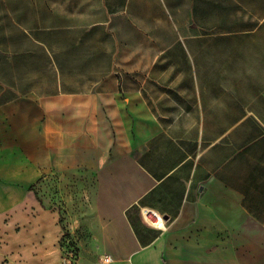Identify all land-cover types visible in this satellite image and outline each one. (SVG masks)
I'll return each mask as SVG.
<instances>
[{
	"label": "crops",
	"instance_id": "obj_1",
	"mask_svg": "<svg viewBox=\"0 0 264 264\" xmlns=\"http://www.w3.org/2000/svg\"><path fill=\"white\" fill-rule=\"evenodd\" d=\"M135 1L96 0L105 71L73 85L53 60L51 78L7 75L0 210L50 261L63 224L83 232L82 257L110 264H241L249 224L264 257V0L148 3L161 35L124 43L125 70L116 35ZM39 23L29 30L54 31Z\"/></svg>",
	"mask_w": 264,
	"mask_h": 264
},
{
	"label": "rangeland",
	"instance_id": "obj_2",
	"mask_svg": "<svg viewBox=\"0 0 264 264\" xmlns=\"http://www.w3.org/2000/svg\"><path fill=\"white\" fill-rule=\"evenodd\" d=\"M115 3L120 5L122 2ZM148 3L154 6L156 0H136L133 21L129 24L120 23L118 26L120 32L116 37L121 47L116 49L115 59L119 67L125 70L133 65L128 66L123 62L133 49L122 47L124 43L137 45L143 41L155 40L161 35L154 32V25L158 20L154 16V10L152 9L151 17L143 14L144 6ZM97 5L96 0H0V91L3 90L6 94L9 91L6 85L9 74L13 77L19 74L22 78L25 75L41 78L44 77L42 74H49L51 78L53 60L56 74L70 79L69 82L73 85L78 84L88 73L105 71L106 67L102 64L103 50L96 48V26L90 24L95 21ZM47 6L50 7L45 9ZM39 22L44 25L53 24L54 31L31 32L29 25L34 26ZM33 39L45 42L48 40L50 47L42 49ZM165 40L171 42L174 37L172 34H165ZM136 51L143 49L136 48ZM59 214L63 222L64 209L61 208ZM15 218V214L2 213L0 210V264H100L99 256L80 255L79 238L83 232L77 230L74 234L68 233L65 224L62 226L67 234L58 240V253L54 259L50 261L46 257H39L36 252V256H33L30 242L19 239L15 224L10 223L11 219L15 222ZM236 245L241 264H264V257L256 254L259 246L255 241L254 224L248 226V239L237 241Z\"/></svg>",
	"mask_w": 264,
	"mask_h": 264
},
{
	"label": "built area",
	"instance_id": "obj_3",
	"mask_svg": "<svg viewBox=\"0 0 264 264\" xmlns=\"http://www.w3.org/2000/svg\"><path fill=\"white\" fill-rule=\"evenodd\" d=\"M145 219L153 224H156L159 222V220H161L160 216L151 211L145 212ZM112 261L113 259L108 255H102L99 258L100 264H110Z\"/></svg>",
	"mask_w": 264,
	"mask_h": 264
},
{
	"label": "trees",
	"instance_id": "obj_4",
	"mask_svg": "<svg viewBox=\"0 0 264 264\" xmlns=\"http://www.w3.org/2000/svg\"><path fill=\"white\" fill-rule=\"evenodd\" d=\"M61 221H62V220H61ZM66 234H67V232L64 231V235H66Z\"/></svg>",
	"mask_w": 264,
	"mask_h": 264
}]
</instances>
